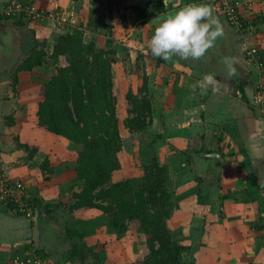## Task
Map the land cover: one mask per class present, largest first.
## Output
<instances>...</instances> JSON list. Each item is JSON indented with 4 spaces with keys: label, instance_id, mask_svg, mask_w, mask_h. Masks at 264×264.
Instances as JSON below:
<instances>
[{
    "label": "crops",
    "instance_id": "crops-1",
    "mask_svg": "<svg viewBox=\"0 0 264 264\" xmlns=\"http://www.w3.org/2000/svg\"><path fill=\"white\" fill-rule=\"evenodd\" d=\"M13 1L31 2L40 7L45 5L39 0H0V9ZM50 4L48 6L52 7ZM185 4L183 0L180 6ZM166 8L161 10L160 14L173 9ZM256 9V12L261 11L264 16L263 5ZM216 13L213 11L214 17L217 18ZM7 17L0 12V134L8 135V131H11L10 135L18 134L23 141L24 132L25 135L27 132L30 138L31 133L33 138L43 133L40 127L37 129L36 122L32 123L33 119L37 121V117L33 118L31 112V115L26 114V110L31 111L32 107H37V96L34 93L37 94L38 89L33 87L39 86L36 70L43 68L44 65L18 74L16 69L29 54L34 36L46 38L48 49H51L61 31L56 30L57 27L48 20L32 21L25 18L19 22L17 19ZM222 27L224 39L221 47H225L222 53L225 51L226 58L234 60L232 65L235 69L234 75L228 74L227 67L218 74H212L181 61L174 62L173 74L156 77L157 80L163 79L161 89L165 95L162 98L159 93L157 94L165 101L163 118L171 121L165 127L168 125L176 128L173 144L178 149L196 152L194 158L197 159L199 172L202 174L198 179L199 187L196 184L194 188L193 180L194 182L197 180L193 178L192 171L189 176L186 172L189 161L182 156L181 151H176V158L180 161L172 172L175 174V198L179 201L181 209L173 213V219H176L177 229H179L177 225L181 230L184 229L185 241L189 242L188 261L194 259L196 264H247L246 256L252 254L263 263L264 228L261 226L264 225V116L260 112L258 102L259 97L261 100L264 99V26L257 33L255 40L244 37L239 40L227 28L223 25ZM246 47L249 48L247 52L249 58L245 55ZM253 48L258 50L257 58L251 54ZM208 74L214 76L218 90L214 91L212 87L206 89L194 87ZM16 75L23 85L27 84L21 94L13 84ZM148 78L151 91L153 83L150 77ZM168 78L174 79L170 95L166 94L165 87L168 84L170 86ZM6 81L9 86L4 87ZM10 85L13 87L10 88ZM26 92H34L32 97H35L27 100L29 94ZM13 94L22 95L21 97L27 95L23 97L21 104H16L9 96ZM181 95H184L185 101L180 100ZM11 112L13 115L9 116ZM6 149V142L1 140V161L9 163ZM208 153H219L222 158L221 160L204 158L202 154ZM184 161L187 162L185 169L181 166ZM9 166L13 179L24 180L23 177L30 174L27 167L22 171L16 164L9 163ZM21 171L26 174L22 176ZM212 179L222 185L219 188V193L222 194L220 199L210 202ZM197 188L203 195L197 194ZM194 207H198L200 213L196 214L195 211L198 209ZM6 208L0 209V264H14L17 254L42 253L46 251L44 247L49 246L47 243L50 241H55L53 243L55 248L58 238L55 234L59 221L53 223L48 221L45 224L48 230L40 223V233L42 227L45 238L44 240L38 238L42 243L39 248L37 246L39 243L34 239L35 220L25 215H16L9 211L11 209ZM189 208V214L185 213ZM79 215L84 217L81 212ZM89 225L85 238L95 240L96 243L97 238H102V229L91 223ZM134 227L138 226L132 224L130 233H134ZM50 249L53 255L56 249L53 247Z\"/></svg>",
    "mask_w": 264,
    "mask_h": 264
},
{
    "label": "rangeland",
    "instance_id": "rangeland-1",
    "mask_svg": "<svg viewBox=\"0 0 264 264\" xmlns=\"http://www.w3.org/2000/svg\"><path fill=\"white\" fill-rule=\"evenodd\" d=\"M39 1L45 4L42 6L43 8H46L53 14L54 20H50L49 22H51L53 26L57 27L56 30L62 31L59 30L62 29L59 27L61 23H64L65 26H78L84 30L86 41H91L94 39L96 40L97 44L102 46L106 45L107 40L114 39V45L118 50V60L113 64V93L117 102V116L119 118V128L123 140V148L118 154L121 162V168L114 172L112 179L113 182H117L126 178L142 177L144 174V166L152 162L154 159H157L160 164L168 165L171 172H174V167L177 168L178 162L180 161L178 158H176V151L178 150L181 151L183 153L182 156L187 158L189 161L188 168L186 170L187 176H189V173L192 171L193 178L197 180L194 182L192 179L193 187L196 184L197 187H199L198 179L202 176V174L199 172V164L197 163L198 161H196L197 159L194 158V153L196 152L178 149V147L173 144L174 131L176 128L168 125L167 128L165 127L166 124H169L171 121H169L167 118H163L165 115L163 109V104H165V101L162 100L163 95L165 94H163L161 89L163 79L157 80L156 77H166L168 74H173L174 62L181 63V61H185L186 63L188 62L192 65V67H198L201 71L207 70L208 72H212V74H218L221 70L224 71L226 67L228 68V66L222 62L226 58L227 54L225 51L222 53V50L225 48L221 47L224 37H218L213 46L209 48L205 55L200 59H182L178 56H174L172 59L164 61L160 60L159 58H153L147 54L148 41L153 35L154 29L156 27V21L154 19L156 16L160 15L161 12L162 4L159 3V0H68L66 3L64 0ZM181 3H183V0H164L163 6L170 9L173 8L171 11H174L178 8L184 7L187 4L186 3L184 6H180ZM49 4L52 7H49ZM258 7L259 5H254L252 9L249 10L244 8V10L246 9L244 19H246V21L249 23L250 28H245L244 31L239 30V32L226 22V17L221 11H216V14L221 24L232 34L236 35L235 37L239 38V40L241 37L255 40L258 36L257 33H259V31L262 30L261 27L264 26V21L261 20L258 24L254 23L258 18L263 16L261 11H259L260 13L256 12V8ZM141 8L149 11L150 15L147 19L140 18ZM211 8L213 10L212 6ZM91 20L95 25L94 28H97L96 31L90 29L92 26L90 24ZM248 50L249 48L245 50V55L249 58V53L247 54ZM252 55L254 56V54ZM257 57L258 55L256 54L254 58ZM259 57H261V55H259ZM65 64L66 61L61 60V65ZM162 70L166 72H163ZM55 71L56 69L54 65L48 61L44 64L43 68H37L36 75L39 79L37 80L36 78V80L40 81L39 86L42 82L49 80ZM152 76L155 77L153 78ZM148 77H150L151 82L153 83L151 91V83ZM173 80L174 79L172 78H168L169 82H167L170 83V86L169 84L165 86L167 95L172 93ZM7 82L8 81L5 82L6 85L4 84V87L9 86V83ZM11 86L12 85H10V88ZM15 86L16 90H19L20 93L22 90L26 89L27 84L26 86L23 85L20 80L19 84ZM39 86L33 87L32 85L31 88L33 87V89H38ZM129 90H133L136 94H139L144 98L147 97V99L148 97H151L153 102V107L147 110L143 116V120L146 125L142 130L130 129L126 126L127 120L137 116L131 111L135 108V105L131 104L130 100L127 98V93ZM26 93L30 95L27 96V100H31L37 96V94L34 92L33 93L35 96L33 97V93ZM158 93L162 98L157 95ZM26 95H23V97H26ZM9 96L15 101L14 103L21 104L23 99V97H21L22 95L13 94ZM36 98L37 107H32L31 111L30 109L26 110V114L31 115L32 113L33 118L36 117V111L38 110V97ZM180 100L185 101L184 95L180 96ZM2 103L4 104V102ZM11 115H13L12 112L9 116ZM33 122L37 123L38 121L33 119L32 123ZM36 126L38 129V124ZM41 129L43 133H41L38 137L36 136V138H33V133H31V138L33 139L27 135V132L26 135L24 132L22 134L23 141H20L27 143L30 146H39L40 155H38L35 161L40 162L44 155L50 156L52 165L57 169L56 175L54 174L52 180L50 181L44 178L37 167L32 166L31 161H29L27 158H24L26 156L24 154L25 150L20 149L18 146V141L13 139L14 135L16 134L10 135L9 133H11V131H8V135L0 134V141L4 140L6 142L9 163H12L13 165L16 164L22 171L26 167L30 170V174L28 173L29 176L23 177L24 180L20 178L15 179L24 181V185L26 186V190L29 194V200L32 198V196H38L46 202H64L65 204H69L73 198L74 192L79 188V185L75 183L76 173L74 169L78 149L71 142L49 133L44 128ZM178 130H180V128ZM0 162L4 165L6 172L10 176L11 173L9 163L6 161H1V158ZM181 166L183 169H185L187 162L184 161L183 165ZM22 171L21 174L24 176L26 173H22ZM175 171H177V169H175ZM174 177L175 174H173L172 184L175 193L176 185ZM210 183L212 185V189L209 194V201L211 202L212 200L216 201L218 198H221L220 194L222 193H219V188L222 185L217 183L214 179H212V182ZM194 188H196V186ZM196 192L198 195H203V192H199L198 188L196 189ZM173 202L174 212L178 209H181L179 201L175 198V194L173 197ZM6 207H8L6 205V199L0 194V209H4ZM194 208L198 209V211H195L196 214L200 213L198 207ZM9 211L18 215V213L12 209ZM82 212L84 217H81L79 212L74 213L73 217H71L72 215L69 216L68 213H65L66 216H64V218L59 221V227H57L58 235L55 234V236L58 238L56 239L57 244H55V248L53 244L55 241H50L47 243L49 246L44 247L46 251L42 252L41 254L30 252V254L17 255H20L21 257H24L25 255L38 256L50 264H135L137 262L143 261L146 258L149 253L147 237L141 233L142 231L138 227L133 228L134 233H130L128 231L126 234L119 236L110 230L109 225L107 224V217L103 212L99 210H88L87 212ZM189 212L190 208L185 211L187 214H189ZM35 214L36 212L34 211L32 217H27L35 220ZM67 217L70 219L69 224L66 221L68 220ZM175 220L176 219H173V215L168 219L167 223L169 228L179 243L189 246V242L185 241L186 238L184 237V229L181 230L178 225L177 227L179 229H177L175 226ZM40 223L45 227V223ZM90 223L96 228L102 229V238H97L96 243L95 240H88L87 238L79 236H77L75 239H70L69 236L66 238L67 227H77L79 230H82L89 228ZM41 230L42 232L40 233L39 238L40 240H44L45 232L43 231L44 229L42 227ZM40 240L38 241L39 244L37 245L39 248L42 244ZM73 240L82 247L83 251L86 252L87 259L85 263H81L79 259H72L69 256V251L71 250L74 243ZM51 247L56 249V252L53 255L51 253ZM195 249L196 247L194 250ZM187 258L188 252L185 253V259ZM246 258L248 261L247 264H264V258L263 263L258 261L260 260L259 258L255 259V256L252 254H247ZM13 263L17 264L15 261Z\"/></svg>",
    "mask_w": 264,
    "mask_h": 264
},
{
    "label": "trees",
    "instance_id": "trees-1",
    "mask_svg": "<svg viewBox=\"0 0 264 264\" xmlns=\"http://www.w3.org/2000/svg\"><path fill=\"white\" fill-rule=\"evenodd\" d=\"M200 1L184 0L187 4ZM159 3L162 4L161 10L167 9L163 6L164 0H159ZM149 15L146 9L141 8V19H147ZM13 19L21 22L25 17L21 15ZM260 20L264 21V16L254 23L258 24ZM241 23V30L244 31L249 23L244 18H241ZM90 24L93 26L90 29L96 31L92 20ZM59 27L62 31L52 49H48L46 38L34 36L29 54L16 69L18 74L41 67L47 61L54 65L55 73L36 91L37 124L78 149L74 169L75 183L79 188L71 202H46L38 196L29 200L35 212L39 213L40 222H58L66 216L65 213L73 217L76 212L99 210L107 217L110 230L117 235L126 234L135 224L147 237L149 253L143 261L135 264H196L194 259H185L190 247L175 239L167 223L174 213L175 193L170 167L154 159L144 166L142 177L117 182L112 180L114 172L121 168L118 154L123 148L113 93V64L118 60L114 39L107 40L102 46L94 39L86 41L84 30L78 26L60 24ZM62 59L66 61L65 65H61ZM19 81L16 75L14 87ZM127 98L135 105L131 111L137 116L127 120L126 126L142 130L146 125L143 116L153 107L151 97L147 99L129 90ZM14 140L18 141L20 149L25 150L24 158L31 161L46 180H52L57 169L52 165L50 156L44 155L37 162L39 146L21 142L18 134ZM6 205L9 209L13 207L11 202ZM66 221L69 224L70 219ZM261 228H264L263 224ZM86 235L87 228H66V238H85ZM69 256L81 263L87 259L86 252L75 242Z\"/></svg>",
    "mask_w": 264,
    "mask_h": 264
},
{
    "label": "clouds",
    "instance_id": "clouds-1",
    "mask_svg": "<svg viewBox=\"0 0 264 264\" xmlns=\"http://www.w3.org/2000/svg\"><path fill=\"white\" fill-rule=\"evenodd\" d=\"M156 27L148 41V55L160 60L174 56L182 59H200L211 48L216 39L223 35V27L207 3L190 2L174 11L155 17ZM228 74L234 75V60L225 58ZM194 87L218 90L212 74L205 75Z\"/></svg>",
    "mask_w": 264,
    "mask_h": 264
},
{
    "label": "built area",
    "instance_id": "built-area-1",
    "mask_svg": "<svg viewBox=\"0 0 264 264\" xmlns=\"http://www.w3.org/2000/svg\"><path fill=\"white\" fill-rule=\"evenodd\" d=\"M201 2H210V6L217 11H221L226 17V22L236 30H241V18H244L245 10L252 9L254 5H264V0H202ZM200 2V3H201ZM244 8H246L244 10ZM0 12L8 18L20 17L32 21L54 20L53 14L45 8H41L35 3L25 1H13L5 5ZM52 18V19H51ZM64 24V23H61ZM251 53L256 55L258 50L253 48ZM260 112L264 115V99L259 98ZM0 194L8 202L13 203L12 210L21 215L32 217L34 209L29 202V194L23 181L11 178L5 170L4 165L0 162ZM14 261L18 264H50L38 256L17 255Z\"/></svg>",
    "mask_w": 264,
    "mask_h": 264
},
{
    "label": "water",
    "instance_id": "water-1",
    "mask_svg": "<svg viewBox=\"0 0 264 264\" xmlns=\"http://www.w3.org/2000/svg\"><path fill=\"white\" fill-rule=\"evenodd\" d=\"M208 5H210V2H205ZM213 11L216 12V9L213 8ZM204 158L207 159H217V160H221L222 156L219 153H208V154H202ZM170 178L171 181L173 182V174L172 172H170ZM39 234H40V222H39V213L36 211L35 214V240L36 242H38V238H39Z\"/></svg>",
    "mask_w": 264,
    "mask_h": 264
}]
</instances>
